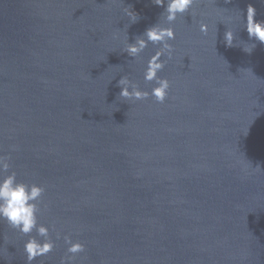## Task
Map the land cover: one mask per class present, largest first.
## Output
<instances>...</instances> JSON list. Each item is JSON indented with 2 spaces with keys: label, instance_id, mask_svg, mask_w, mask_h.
Listing matches in <instances>:
<instances>
[{
  "label": "water",
  "instance_id": "obj_1",
  "mask_svg": "<svg viewBox=\"0 0 264 264\" xmlns=\"http://www.w3.org/2000/svg\"><path fill=\"white\" fill-rule=\"evenodd\" d=\"M249 5L264 22L261 0H195L171 23L153 0H0L4 175L45 188L38 223L55 245L32 264L72 255L66 236L85 245L72 264H264V43ZM157 24L176 33L158 74L168 97L122 98L125 75L158 86L144 73L162 45L124 51ZM29 238L0 220V264H28Z\"/></svg>",
  "mask_w": 264,
  "mask_h": 264
},
{
  "label": "clouds",
  "instance_id": "obj_2",
  "mask_svg": "<svg viewBox=\"0 0 264 264\" xmlns=\"http://www.w3.org/2000/svg\"><path fill=\"white\" fill-rule=\"evenodd\" d=\"M161 7H165L164 17L167 22L171 23L178 18V15L187 13L195 0H153ZM264 3V0H261ZM125 14L131 18L132 22L137 20V14L130 9H125ZM257 10L253 5H249L246 15V30L250 38L264 43V22L256 20ZM200 31L208 33V25L201 23ZM176 38L175 30L171 27H161L159 24L153 26L144 33L143 36L137 37L134 43H128L125 52L131 57L136 58L143 52L148 44L162 45L158 51L148 60L147 68L144 73V79L148 82L155 81L158 86L154 87L151 92L142 91L140 87L132 82L128 76H123L118 81V87L121 88L119 96L125 99L143 100L150 95L157 102L163 103L168 97V90L171 86L167 78H161L158 74L165 67V61L161 59L166 53L171 59L173 45L169 41ZM226 45L233 46L235 35L228 30L224 36ZM245 50V49H244ZM246 52L251 53V51ZM15 151V146L12 147ZM10 155L0 154V220L6 221L7 224L18 230L24 235H29V239L24 245V251L27 256L28 264H32L36 258L46 256L53 251L55 245L50 238L49 227L38 223L37 213L41 211L38 201L45 192V188L38 184H27L17 182V173L12 172L4 175L11 167L9 163ZM35 230L36 235H30ZM37 237H43L41 242ZM65 242L69 245L67 252L72 255L64 256L60 264H72L76 254L85 251V245L79 241L73 242L70 236H66Z\"/></svg>",
  "mask_w": 264,
  "mask_h": 264
}]
</instances>
